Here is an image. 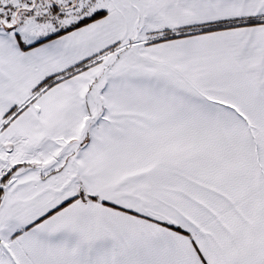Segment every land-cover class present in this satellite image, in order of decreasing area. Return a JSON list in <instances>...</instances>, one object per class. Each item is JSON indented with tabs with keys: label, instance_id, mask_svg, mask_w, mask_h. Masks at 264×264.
I'll return each mask as SVG.
<instances>
[{
	"label": "snow or ice",
	"instance_id": "6c2138e0",
	"mask_svg": "<svg viewBox=\"0 0 264 264\" xmlns=\"http://www.w3.org/2000/svg\"><path fill=\"white\" fill-rule=\"evenodd\" d=\"M0 264H264V0H0Z\"/></svg>",
	"mask_w": 264,
	"mask_h": 264
}]
</instances>
